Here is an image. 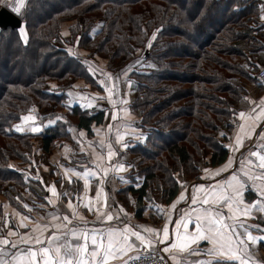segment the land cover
<instances>
[{
	"label": "trees",
	"instance_id": "1",
	"mask_svg": "<svg viewBox=\"0 0 264 264\" xmlns=\"http://www.w3.org/2000/svg\"><path fill=\"white\" fill-rule=\"evenodd\" d=\"M21 11L28 44L16 28L7 26L0 33V195L11 205L22 208L15 198L21 189L43 193L32 178L35 134L17 132L15 126L23 115L61 103L73 79L98 88L93 55L125 63L143 48L144 58L155 63L128 73L135 93L131 107L140 113L141 124L150 126L130 147L139 162L127 178L142 180L138 187L124 188L137 194L138 219L144 217V201L156 193L165 203L176 196L177 174L197 176L196 159L208 156L212 166L226 159L233 105L245 94L239 78L259 80L255 73L264 43L257 41L253 27L260 20L257 0H25ZM157 29L162 31L149 49ZM65 112L70 125L88 134L104 116L102 110L79 106ZM65 126L61 120L40 133L44 151L70 136ZM221 128L227 131L222 141L217 137ZM253 197L246 193L247 199ZM122 198L129 203L126 195ZM259 246L264 250V241Z\"/></svg>",
	"mask_w": 264,
	"mask_h": 264
},
{
	"label": "crops",
	"instance_id": "2",
	"mask_svg": "<svg viewBox=\"0 0 264 264\" xmlns=\"http://www.w3.org/2000/svg\"><path fill=\"white\" fill-rule=\"evenodd\" d=\"M264 5V0H257V8H258V18L264 24V20L261 19V11L260 7ZM139 52L137 53L138 57ZM144 49L143 55L141 58L136 61V63H141L143 67H149V65L143 64L145 61H150L153 67L155 63L151 60H145L144 58ZM93 61V65L96 66L99 72L95 73L94 70L92 73L95 75L94 78L96 80V84L99 86L98 88H94L86 83L85 80L78 78L73 79L68 83V89L65 90V98L63 99L64 105H66L65 111L69 109L70 106H79L82 109H98L104 112L102 123L96 125L92 124L91 126V134H88L87 131L83 128H77L74 125L69 126V137L68 138H59L56 141L57 145L50 149L49 151H44L42 148V138L41 132L46 128H52L55 126L52 125L50 127H43V125L48 124L50 119H53L57 116L61 117L62 114L58 113L55 108L51 105L50 107L44 110L35 109L33 114L27 113L24 116L31 115L35 117V125L41 126V131L38 133H34L33 139V150L31 152V163L35 165L36 171L32 174V178L37 185V191L42 190L41 195H34L31 191H26V198L21 201L22 208L18 209L11 205L8 200L0 195V237L3 236L9 229L18 231L21 235L25 234H36L39 235V232L32 233V229L36 228V223L38 222L41 226L45 223L48 224V229L44 231L41 236L42 239L46 238L51 234L54 229L52 228V224H60L61 220L52 221L51 213H55L57 215H71L70 210L67 208L68 199L73 195L79 192L81 196L84 195V181H77V177L73 175L72 172L67 171L68 169H75L77 172H83L84 168L80 165L84 164L92 170L96 171L98 176L101 174V169L96 168L97 164L102 165V167H110L107 157L106 150H102L100 147L101 141L104 142L105 145L108 143H112L113 147L118 149L120 156L119 160L124 165L125 171L116 172L114 175L110 172L106 178L105 183L103 184V193L101 195V201H106V204L109 207L102 208L101 211H111L113 213H117L119 208H122L124 212L128 215L125 217L123 213H120L122 220L124 223L113 222V226L119 229H123L125 223H129L132 228H135L137 231H140L143 235H149L144 231L145 228L148 229H162L165 224H168L169 231L171 233L175 222L180 218L182 209L184 212H191L192 208L195 207L202 212L201 205H191L187 201L190 199L193 191V186L203 187L205 190L208 189L209 186H216L218 184H224L225 181H230L233 175H236L241 180H246L244 173L248 172L250 175H255L259 172V169L251 168L245 164L240 163L244 160V157L248 154L249 148H253L254 144L261 143V135H264V117L261 120L256 121L255 124L258 125L255 127L254 134L250 131V127L254 125V121L249 119L246 122L238 119L239 112L243 111L248 113L251 108L255 107L257 104H260L262 99H264V83L259 80H242V85L245 88V94L234 103L235 107V123L228 135L227 148L228 154L226 159L214 166H210L204 168L199 175L198 179H188V176H183L180 178V187L176 196L168 203H165L161 200L158 193L154 195V199L145 200V209L143 212V218L138 219L135 216V199L136 193L131 191H125L124 188L127 185H134V187H138L141 182V177L134 175V183L127 178L128 174H134L135 170L138 167L139 157H137L133 152H131L130 147L137 141L141 140L147 131V129L141 124L140 119L141 115L138 111L134 110L131 107V104L134 100L135 93L132 87V81L128 76L129 71L133 68L127 61L122 64V62L118 63L117 60H108L107 57L101 55H93L90 57ZM258 67L264 66V48L259 51V58L257 61ZM106 87L112 88L113 100H126L127 103L117 104L115 107L109 102L108 99L100 100L98 97H107L108 92L105 90ZM118 89V95L116 94ZM73 93L72 96H69L68 93ZM247 98V99H245ZM64 100H68L69 102H64ZM255 102V104L250 103ZM89 103L93 104V107L88 108L86 105ZM264 107V105H261ZM61 110V109H60ZM53 111L51 115L49 112ZM260 113V108L256 109L255 113H252L253 116H256ZM106 114L108 118L106 119ZM116 114L117 119L112 120L111 115ZM21 117V118H22ZM245 125V130L241 132L238 125ZM112 125V130L109 131L108 125ZM20 125L24 131L20 132H32L30 127L33 126V121H23L20 119L17 123ZM117 129L121 134L125 136L129 147L127 149L121 148L119 145L114 143L115 135ZM33 133V132H32ZM83 133V135H80ZM240 136L243 139V147L240 148V151H235L236 139L237 136ZM252 135V139H248L247 137ZM137 137H141V139H137ZM65 148L69 149V151H65ZM254 150V149H253ZM101 155L104 156V159H100ZM235 157V159H233ZM117 157H114L112 163H116ZM255 159V158H253ZM208 170V171H205ZM67 173V175H65ZM217 173H219L217 175ZM124 177L127 181L122 182L119 177ZM68 177H71L72 183L69 182ZM264 181H257V184H262ZM251 184V182H249ZM54 185L57 193L68 192L69 197H60L57 199L56 197L51 196V192L46 189V186ZM97 192V180L90 178L89 180V188L87 192V196L84 199V203H87L88 200L94 198ZM253 192L249 190H245L243 193V200L246 203H252L256 200V196L252 199L246 198V193ZM122 195H126L129 203L126 204L122 198ZM185 197V199H181V197ZM46 197H51V199L56 201L55 207L52 204L48 203L45 199ZM74 204H77V212L80 217H83L84 221H87L88 228H107L108 225L100 224L96 220V215L93 212L88 211L87 208L83 207L79 200H74ZM24 205H27L28 208H25ZM40 205H44L43 208L38 207ZM175 205V209L173 208ZM98 206V205H97ZM157 206V207H153ZM32 209L29 211L28 209ZM158 209H163L167 215L157 214ZM19 213V215H17ZM195 215V213H193ZM252 215L255 218H248L247 223L251 225H259L264 228V213L253 211ZM27 216L28 220H23V217ZM43 218V219H42ZM23 220V223L27 224V228H16L15 225H18ZM231 221H229L230 223ZM85 227L83 221L79 219H74L73 224L69 225V227ZM191 230V225L189 227ZM252 234L254 236L262 235V233L257 232L255 229L252 230ZM20 236H10L8 239L13 241H20ZM166 245L158 244L157 249L163 248ZM209 245L206 242H202L200 247L207 248ZM20 247L23 248L25 245L23 243L20 244ZM252 251V260L250 264H264V250L258 245L255 247L249 246ZM16 251V250H10ZM135 252L130 253L133 255ZM167 264H176V261L170 259L169 257L174 255L177 260H179L180 264H191L192 261L198 259H204L205 257L198 256H188L180 253H164ZM126 259V257H125ZM113 264H123L122 260H116Z\"/></svg>",
	"mask_w": 264,
	"mask_h": 264
},
{
	"label": "snow or ice",
	"instance_id": "3",
	"mask_svg": "<svg viewBox=\"0 0 264 264\" xmlns=\"http://www.w3.org/2000/svg\"><path fill=\"white\" fill-rule=\"evenodd\" d=\"M0 7L6 8L16 16H21V10L25 8V0H0ZM260 11L262 13L261 19L264 20V5H261ZM4 30L5 26H0V33ZM16 31L23 44L27 45L29 36L25 25L23 23L18 24ZM161 31L162 29H157L152 34L147 48L150 49L152 47V42L157 39ZM68 51L71 52L70 49ZM149 67H153V65H149ZM51 87L55 88V86ZM105 90L108 92V96L98 97V99H108L113 107L117 104L127 103L126 100H113L112 88L106 87ZM116 94H119L118 89ZM68 95L72 96L73 93L69 92ZM250 103L255 104V102ZM261 105H264V99H262L260 104L251 108L248 113L241 111L238 114L239 120L246 122L251 119L254 121L250 131L256 135L259 134L255 133V127L258 126L255 122L264 117V107H261ZM86 107L91 108L93 104L89 103ZM257 108H260V113L253 116L252 113H255ZM117 118L116 114L111 115L112 120ZM21 119L25 122L33 121V126L30 127L33 133L41 131V126H36L34 123L35 117L27 115ZM61 120L63 118L57 116L50 119L48 124L43 125V127H50ZM238 127L241 132L245 130L243 123L238 125ZM108 129L109 131L112 130L111 124L108 125ZM15 130L17 132L24 131L20 125L15 126ZM80 135H83V133ZM221 135L224 134L222 133ZM247 138L252 139L253 137L249 135ZM137 139H141V137H137ZM114 143L124 149L129 147L125 136L118 129ZM100 147L102 150H106V157L110 167H102V165L97 164L96 168L101 169L99 176L96 171L84 164L80 165L84 168L83 172H77L75 169L67 170L77 177V181H84V195L81 196L78 192L68 199L67 208L70 210L71 215L49 214L52 221L61 220L62 223L52 224L54 231L44 239L41 236L48 229L47 223L41 226L38 222H35L36 228L32 229V233L39 232V235H21L18 231L9 229L0 237V264H113L116 260H122L123 264H129V261L141 264L142 261L154 259L158 252L186 253L188 256L205 257L204 259L192 261L191 264H250L252 251L249 246L255 247L261 241H264V228L247 223L248 218H255L252 215L253 211L264 213V183L257 184V181H264V135H261V143L254 144L253 148H249L248 154L240 162L251 168L259 169L257 174L250 175L245 172L246 180H241L236 175H233L230 181H225L224 184L216 186H209L207 190L203 187L193 186L192 195L187 202L191 205H201L202 212L195 207L192 208L191 212H184L180 209L179 211L182 214L175 222L171 233L166 223L162 229L145 228L144 231L149 234L147 236L132 228L129 223H125L123 229L113 226V222L124 223L120 213H123L125 217L128 214L122 208H119L117 213L101 211L102 208L109 207L106 201H101L102 186L107 176L110 172L114 175L116 172L125 171L126 169L119 160L120 153L118 149L114 148L111 142L105 145L101 141ZM241 147H243V139L238 135L235 151H240ZM65 151H69V149L65 148ZM114 157L118 158L116 163H112ZM100 159H104V156L101 155ZM90 178L97 180V192L94 198L84 203ZM119 179L122 182H127L122 176ZM68 180L70 183L74 182L71 177H68ZM46 189L51 192L52 197L57 199L61 196L69 197L68 192L57 193L54 185L46 186ZM246 189L252 191L256 196L254 202L246 203L243 200V193ZM45 199L55 207V200L51 199V197H46ZM181 199L183 200L185 197L182 196ZM74 200H79L83 207L96 215L98 223L108 225V227L88 228L86 226L88 222L79 216L77 212L78 206L73 203ZM24 207L28 208L27 205H24ZM38 207L43 208L44 205ZM173 208L175 209V205H173ZM28 210L32 211L30 208ZM161 213L167 215L163 209H158L157 214ZM28 219L27 216L23 217V220ZM74 219L83 221L85 227H69V225L73 224ZM23 220L15 227L27 228L28 225L23 223ZM229 221L231 222L229 223ZM190 225L191 230H189ZM253 229L262 233V235L254 236L252 234ZM18 235L21 237L20 241L8 239L10 236ZM202 242H206L209 246L201 248ZM21 243L25 247L21 248ZM158 244L166 246L157 250ZM133 252L136 254L131 255L130 253ZM169 258L176 261V264H180L176 256L172 255ZM160 259L164 260V257L161 256Z\"/></svg>",
	"mask_w": 264,
	"mask_h": 264
},
{
	"label": "rangeland",
	"instance_id": "4",
	"mask_svg": "<svg viewBox=\"0 0 264 264\" xmlns=\"http://www.w3.org/2000/svg\"><path fill=\"white\" fill-rule=\"evenodd\" d=\"M193 8L194 7H192V8H190L189 7V9H187V11H191V10H193ZM220 10V7H218V8H216V11H219ZM214 15H216V14H214ZM253 24V23H252ZM98 27H99V22H97L92 28H91V30H90V33L91 34H93L97 29H98ZM253 27L255 28V32L257 33L256 34V36H257V41L258 42H262V43H264V39L262 38V36H261V32L263 31V28H262V25H261V21L260 20H257L256 22H254V24H253ZM256 44H257V42H256ZM258 45V44H257ZM139 52V54H138V57L137 56H135L134 58H132L131 60H130V62L129 63H132L131 65L133 66V68H136V69H138V68H141V67H143V66H141V63H136V61H138L140 58H141V56L143 55V48H139L138 49V51H137V53ZM117 61L116 62H118V63H120L121 62V60L120 59H116ZM145 60H150V59H145ZM152 61V60H151ZM153 62V61H152ZM122 64H123V62H122ZM143 64H145V65H150L151 64V62L150 61H145V62H143ZM92 69L94 70V72L95 73H97V72H99V70H98V68L96 67V66H94L93 64H92ZM93 72V73H94ZM240 79V81H241V83H242V80L244 81L245 79L243 78V77H240L239 78ZM243 84V83H242ZM97 87H99L98 85H97ZM65 98V97H64ZM63 98V99H64ZM63 99L61 100V103H59V104H54V103H49V105L48 106H53V108H55L56 110H57V112L58 113H60V114H62L61 115V117L63 118V120L62 121H64L65 123H66V126H65V129H67V131L69 132L70 130H69V126H71L70 124H69V121L68 120H66L65 119V110H64V103H63ZM66 99V98H65ZM64 102H69L68 100H64ZM233 107H234V105H233ZM235 108V107H234ZM61 109V110H60ZM31 113V112H30ZM51 113H53V111H51ZM66 120V121H65ZM144 127L147 129V131L145 132V134H147V133H149V130H150V126L149 125H147V124H145L144 125ZM176 131L177 132H179L180 130H178V129H176ZM224 134V135H226V133H227V131H226V129L225 128H221V130L217 133V137H218V139L220 140V141H222V137H223V135H221V134ZM144 134V135H145ZM143 139V138H142ZM142 139L141 140H139V141H142ZM197 160V161H196ZM195 161H196V163L195 164H197V176L195 177V176H191V175H189V174H177V175H179L178 177H183V176H188V179H198L199 178V175L200 174H198V173H200L204 168H207V167H210V166H212V165H209V164H207V162H206V160L208 161V156H203V157H200V158H198V159H196ZM195 177V178H194ZM20 195H16L15 196V194H14V196H15V198H16V200H17V202L19 203V204H21V201L23 200V199H25L26 198V195L27 194H29V193H27V192H25V190H23V189H21L20 191ZM159 194V193H158Z\"/></svg>",
	"mask_w": 264,
	"mask_h": 264
},
{
	"label": "water",
	"instance_id": "5",
	"mask_svg": "<svg viewBox=\"0 0 264 264\" xmlns=\"http://www.w3.org/2000/svg\"><path fill=\"white\" fill-rule=\"evenodd\" d=\"M21 23L19 16L8 11L6 8L0 7V26L16 28Z\"/></svg>",
	"mask_w": 264,
	"mask_h": 264
},
{
	"label": "built area",
	"instance_id": "6",
	"mask_svg": "<svg viewBox=\"0 0 264 264\" xmlns=\"http://www.w3.org/2000/svg\"><path fill=\"white\" fill-rule=\"evenodd\" d=\"M255 75L262 83H264V66L259 67ZM161 256L164 257V260L160 259ZM129 264H135V262L129 261ZM141 264H167V261L163 252H158V254L155 255L154 259L142 261Z\"/></svg>",
	"mask_w": 264,
	"mask_h": 264
}]
</instances>
